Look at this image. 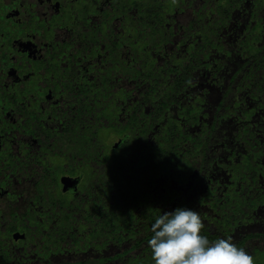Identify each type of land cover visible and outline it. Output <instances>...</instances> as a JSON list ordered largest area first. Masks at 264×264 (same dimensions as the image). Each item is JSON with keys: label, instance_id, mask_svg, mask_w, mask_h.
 Wrapping results in <instances>:
<instances>
[{"label": "flooded vegetation", "instance_id": "flooded-vegetation-1", "mask_svg": "<svg viewBox=\"0 0 264 264\" xmlns=\"http://www.w3.org/2000/svg\"><path fill=\"white\" fill-rule=\"evenodd\" d=\"M259 150L264 0H0V257H58L39 246L114 158L119 189L122 152L145 211L194 208L264 264Z\"/></svg>", "mask_w": 264, "mask_h": 264}, {"label": "trees", "instance_id": "trees-1", "mask_svg": "<svg viewBox=\"0 0 264 264\" xmlns=\"http://www.w3.org/2000/svg\"><path fill=\"white\" fill-rule=\"evenodd\" d=\"M250 155L245 160L247 170L253 174L263 173L259 161L264 160V150ZM116 158L121 173L119 189L114 184V158L105 165L103 176L89 181L87 187L84 185L81 190L82 195L85 191L86 196L81 198L83 205H70L69 212L60 213L53 228L54 237H45V245L39 246L47 255L55 254L58 257H36L35 264H152L147 240L151 236L150 226L159 214L155 209L144 210L149 197L140 186L138 190L130 187L131 179L126 177L129 172L125 155L118 152ZM161 159L160 156L157 164H161ZM91 175L88 176L89 180ZM147 183L145 181L141 185ZM23 230L27 235L32 231ZM107 248L110 252H107ZM135 250H138L137 254ZM102 251H106L104 255ZM64 254L69 255L71 261L60 257ZM13 258L18 263H32L27 257H0V264L8 263Z\"/></svg>", "mask_w": 264, "mask_h": 264}, {"label": "clouds", "instance_id": "clouds-1", "mask_svg": "<svg viewBox=\"0 0 264 264\" xmlns=\"http://www.w3.org/2000/svg\"><path fill=\"white\" fill-rule=\"evenodd\" d=\"M198 211L187 206L161 211L147 240L152 264H255L254 257L231 239L210 241Z\"/></svg>", "mask_w": 264, "mask_h": 264}, {"label": "rangeland", "instance_id": "rangeland-1", "mask_svg": "<svg viewBox=\"0 0 264 264\" xmlns=\"http://www.w3.org/2000/svg\"><path fill=\"white\" fill-rule=\"evenodd\" d=\"M114 140V138L112 137L111 139L109 138V139H106L105 141H104V144L105 145H107V146H110L111 144H112V141ZM45 161L46 162H43V165H41V166H38V170L41 172V168L43 167L44 168V165H48V162L50 163V161H49V158L47 159V158H45ZM42 173V172H41ZM108 249V251L107 252H110V250H109V248H107ZM113 250H114V247H112V251L111 252H113ZM106 251H102V255H104L105 254V252ZM61 258H63V259H65V260H69V261H71V257H69V255H66V254H64V257H61ZM5 264H16L15 263V260H14V258L12 259V260H10L8 263H5Z\"/></svg>", "mask_w": 264, "mask_h": 264}]
</instances>
